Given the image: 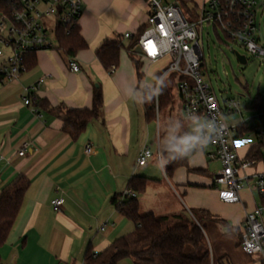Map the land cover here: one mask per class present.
Masks as SVG:
<instances>
[{
    "label": "crops",
    "instance_id": "1",
    "mask_svg": "<svg viewBox=\"0 0 264 264\" xmlns=\"http://www.w3.org/2000/svg\"><path fill=\"white\" fill-rule=\"evenodd\" d=\"M82 1L79 28L87 47L74 56L80 71L71 70L70 57L62 50L50 49L39 51L33 65L28 60L27 70L19 79L12 82L0 79V196L20 177L29 181L15 224L5 244L0 246L4 264H84L89 248L98 253L116 238L133 231L134 223L111 200L127 190L134 175L144 176L148 162L138 166V154L153 143L158 150L165 135V121L183 117L181 101L174 89L172 100L162 108L155 100L151 113L147 112L146 104L135 102L141 92L151 90L147 74L153 72L159 76L170 61L168 56L155 62L139 57L144 61L139 76L130 56L139 33L146 26L148 0ZM206 1L188 0L185 7L182 0H163L164 3L178 2L182 9H189L190 4L197 16ZM125 33L132 36L125 38ZM117 36L121 37L124 47L115 72L109 74L96 50ZM1 60L0 67L4 58ZM43 78L36 93L40 102L37 105L35 101L38 112H33L25 105L24 98L27 89ZM96 89L103 97L100 116L73 138L65 131L63 119L45 103L52 109H92ZM161 112H164V121L160 118ZM188 131L185 123L180 134ZM25 143L28 148L20 155ZM249 147L241 145L239 154L245 155ZM88 148L92 151L87 152ZM206 151L201 153L203 164ZM196 154L188 158L187 167L181 166L168 176L167 182L148 177L147 189L138 197L142 214L180 213L185 207L214 213L210 206L193 201L194 188L201 183L198 172L205 170L204 165L192 161ZM164 185L173 192L172 200L164 198L168 204L173 203L160 214L145 211L144 195L148 190L159 192ZM254 193L248 187L241 193L240 232L246 213L254 209ZM59 198L64 202L55 210L51 201ZM215 199L227 204L219 199L218 192Z\"/></svg>",
    "mask_w": 264,
    "mask_h": 264
},
{
    "label": "built area",
    "instance_id": "2",
    "mask_svg": "<svg viewBox=\"0 0 264 264\" xmlns=\"http://www.w3.org/2000/svg\"><path fill=\"white\" fill-rule=\"evenodd\" d=\"M7 11L0 12V79L12 82L27 70L28 57L42 50L59 49V31L70 35L80 26L83 15L82 0H6ZM149 11L146 26L131 49L142 59L155 62L166 56L169 64L160 74L166 79L175 75L177 95L181 101L183 116L189 112L216 118L223 122L220 136L205 149L210 160L221 163L214 176L218 197L223 203L242 201V191L248 187L257 192L254 209L245 215L241 248L247 255H257L264 264V91L261 92L262 108H256L254 100L248 105L235 98L220 100L211 80L203 73V33L212 26L221 31L228 40L239 43L253 55L264 58V43L257 36V15L260 0H207L200 8L196 21H190L178 2L164 3L163 0H148ZM125 38L131 33H125ZM149 41L155 46L151 54ZM55 46H54V43ZM141 52H137V48ZM72 71L81 70L74 57H70ZM116 66L110 67L113 74ZM45 78L27 89L25 105L38 112L36 93ZM244 110L256 111L257 115L245 118ZM238 115L236 123H228L226 117ZM42 116V115H40ZM237 142H241L237 146ZM249 145L245 155L238 148ZM258 148V155L255 150ZM28 148L25 143L19 154ZM88 148L87 152H91ZM153 151L143 147L137 157V165L145 166L153 157ZM158 158V150L156 151ZM125 196L136 197L127 189ZM64 199L51 201L55 210L63 205Z\"/></svg>",
    "mask_w": 264,
    "mask_h": 264
},
{
    "label": "trees",
    "instance_id": "3",
    "mask_svg": "<svg viewBox=\"0 0 264 264\" xmlns=\"http://www.w3.org/2000/svg\"><path fill=\"white\" fill-rule=\"evenodd\" d=\"M182 2L186 7L188 0H182ZM8 9V2L0 0V12ZM58 37L59 49L69 57H74L79 50L87 47V43L80 34V28L74 30L70 35H65L61 29ZM123 47L121 37L117 36L103 42L96 50V54L103 66L110 69L113 65L118 66ZM35 55H29V64L35 63ZM130 56L135 62L140 76V62L135 58L133 51H130ZM174 78L175 75L169 79L172 80L173 86H175ZM173 89L175 88L172 85L167 84L163 94L158 98L160 108L172 100ZM36 100L38 105L39 99ZM45 104L51 112L63 119L65 131L71 137L76 138L84 132L89 123L100 116L103 97L101 91L96 89L92 109H65L62 107L52 109L48 103ZM254 105L256 108H262L260 92L254 99ZM146 107L147 112L151 113L155 109V100L150 104L146 103ZM256 148L254 153L258 155L259 147ZM181 166H188V158L168 163L164 167L166 175L171 176ZM148 182V177L134 175L129 180L127 189L135 192L136 197L125 196L124 193L113 196L112 203L121 214L134 223L135 227L133 231L116 238L98 253L89 248L85 254L84 264H119L125 258H131L134 264H224V258L214 259L212 257L204 228L190 214L193 213L197 216L195 214L197 209H191L189 212L184 209L180 213L166 215L142 214L140 212L138 197L146 191ZM28 187L29 181L22 176L0 196V246L7 241L21 210ZM198 210L210 216L208 210ZM0 264H2L1 258Z\"/></svg>",
    "mask_w": 264,
    "mask_h": 264
},
{
    "label": "rangeland",
    "instance_id": "4",
    "mask_svg": "<svg viewBox=\"0 0 264 264\" xmlns=\"http://www.w3.org/2000/svg\"><path fill=\"white\" fill-rule=\"evenodd\" d=\"M188 8H183L184 13L189 16L190 21H196L198 18L197 12L190 4ZM256 24L257 36L260 38L258 41L263 43L264 0H260ZM126 43L127 41H125ZM236 51L246 57L247 62L245 64L239 61L235 53ZM203 52L205 57L202 67L203 73L207 76V80H211L214 91L220 100L235 98L243 102L244 105H248L252 103L257 93L264 91V58L250 54L243 45L228 40L221 31L216 32L212 26L209 28L205 27L204 29ZM134 56L136 59L139 58L136 53H134ZM1 59L0 62L2 61ZM138 60L142 66L144 61ZM166 83L175 88L174 94L177 95L176 86H173L172 80L166 79ZM255 115H257L256 111L244 110L245 118ZM164 117V112H161L160 118L163 121L165 120ZM226 119L228 123L232 124L236 123L239 117L238 115H232L227 116ZM150 146L154 155L148 159V164L144 170H140L144 171L142 173L144 176L167 182L168 176L161 167L157 166V145L153 143ZM204 157L205 164H203L201 153L192 157V161L195 164L204 165L203 168L205 169L202 172H198L201 183L194 188L195 195L193 196V201L196 204L210 206L214 213L210 212V216H207L200 212V210H196V208L187 209L185 207V209L188 212L191 209L196 210L195 214L197 216L193 213L190 214L204 228L209 249L214 259L222 257L224 258V264H262L259 256H250L242 251L240 245L242 231L240 232L239 230L241 226L239 223L243 218L241 204H222L215 199L218 187L214 186V176L221 168V163L216 160H210L205 155ZM172 193V189L166 185L161 186L159 192L157 190H152L151 192L148 190L142 198L143 209L160 214L162 210L167 209L169 204L173 203H167L168 200H172ZM154 194L157 195L155 196ZM165 196L169 199L164 198ZM254 197L256 200L259 199L257 192L254 193ZM119 264H134V262L131 258H125Z\"/></svg>",
    "mask_w": 264,
    "mask_h": 264
},
{
    "label": "clouds",
    "instance_id": "5",
    "mask_svg": "<svg viewBox=\"0 0 264 264\" xmlns=\"http://www.w3.org/2000/svg\"><path fill=\"white\" fill-rule=\"evenodd\" d=\"M151 86L149 92H141L138 104H150L158 101L167 87L166 78L151 72L147 74ZM185 123L189 131L180 134ZM223 122L209 116L189 112L183 117L169 119L164 123L165 135L158 146L157 166L165 167L168 163L190 158L194 153H202L222 132Z\"/></svg>",
    "mask_w": 264,
    "mask_h": 264
},
{
    "label": "water",
    "instance_id": "6",
    "mask_svg": "<svg viewBox=\"0 0 264 264\" xmlns=\"http://www.w3.org/2000/svg\"><path fill=\"white\" fill-rule=\"evenodd\" d=\"M136 51L141 52V49L138 47ZM235 53H236L237 58L242 64H245L247 62V59L244 55L239 54L237 51Z\"/></svg>",
    "mask_w": 264,
    "mask_h": 264
},
{
    "label": "snow or ice",
    "instance_id": "7",
    "mask_svg": "<svg viewBox=\"0 0 264 264\" xmlns=\"http://www.w3.org/2000/svg\"><path fill=\"white\" fill-rule=\"evenodd\" d=\"M149 48L151 49V54H152V55H155V54H156L155 46L152 45V42H151V41H149ZM240 143H241V142H237V146H239Z\"/></svg>",
    "mask_w": 264,
    "mask_h": 264
}]
</instances>
